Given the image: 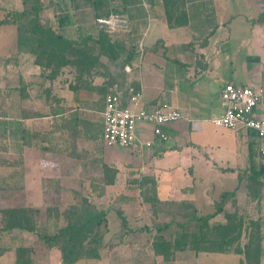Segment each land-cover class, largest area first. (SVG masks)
I'll list each match as a JSON object with an SVG mask.
<instances>
[{
    "label": "crops",
    "instance_id": "0c3cea01",
    "mask_svg": "<svg viewBox=\"0 0 264 264\" xmlns=\"http://www.w3.org/2000/svg\"><path fill=\"white\" fill-rule=\"evenodd\" d=\"M163 2L110 0L108 7L126 20L127 27L107 34L109 42L117 47L114 57L99 55L89 74L83 76H77L76 68L69 64L58 68L52 76L50 71L54 68L45 66V59L37 62L35 54L19 47L18 34H0V193L3 198L25 200L20 207H44L46 214H57L58 203L35 206L27 200L46 197L51 188H44V184L61 178L54 156L60 153L67 159V130L71 135L76 132L74 125L67 126V117L72 116L76 123L84 126H99L102 139L105 95L118 93L126 104L130 89L141 92V104L145 108L167 103L186 116L163 128L166 141L143 129L138 133L137 143L128 149L134 159L137 154L147 155L146 160H150L147 161L152 168L148 184L156 198L162 193L171 196L172 187L178 189L186 183L194 185L191 194L198 195L196 198H201L202 192L209 197L212 181L220 194L231 193L236 197L237 192L245 190L246 160L253 171L264 164L254 168V157L260 154L252 156L250 153L254 133L244 130L243 172L231 165L232 159L242 157L241 148L231 143H213L209 136H199L203 132V112L212 111L211 118L221 111V103L220 111L214 112L206 96L205 78L221 66L219 44L231 34L234 20L228 13L231 0H179V13L185 14L179 23L167 20ZM92 3L93 0H47L46 6L52 8L51 12L62 11L58 28L67 26V34L58 35L89 47L95 43L98 28ZM47 15L51 17L50 13ZM246 30L254 33L256 43L247 45L250 48L245 56V70L253 80L242 86L261 93L256 113L264 118V17L253 28L248 25ZM187 85L192 87L188 94ZM93 102L100 103L94 112L95 120L87 111ZM72 105L82 108L75 113ZM77 133H74L77 139L89 140L86 128ZM187 138L188 142L184 143ZM144 142H150V146ZM221 144L234 150L218 149ZM205 156L209 164L203 161ZM11 158L18 163L10 165L8 159ZM191 194L188 197H192ZM3 201L10 203L9 199ZM0 264L13 263L12 259L1 255Z\"/></svg>",
    "mask_w": 264,
    "mask_h": 264
},
{
    "label": "rangeland",
    "instance_id": "374dc122",
    "mask_svg": "<svg viewBox=\"0 0 264 264\" xmlns=\"http://www.w3.org/2000/svg\"><path fill=\"white\" fill-rule=\"evenodd\" d=\"M23 1L27 2L29 8L35 0H0V20L14 19V12H20L25 8ZM36 4L40 6L38 20L42 25L50 26L58 34H67V26L64 27L66 24L62 26L63 28H58L61 10L51 12L52 8L46 6L47 0H36ZM261 12H264V0H231L228 13L230 19L234 20L231 22V34L219 44L218 62L221 66L218 71H212L209 77L205 78L206 96L209 102L211 101L214 112L220 111L218 91L224 82L249 85L253 80L246 73L245 56L250 48L247 45L255 44L256 39L252 35L254 33L246 28L248 25L253 28L260 21L258 16ZM48 13L51 17L47 15ZM0 34H29V31L22 25L11 23L1 25ZM185 90L188 94L192 87L187 85ZM98 105L99 102H93L87 109L93 120L96 118L94 112ZM72 106L73 111L76 108L75 113L78 108H82L80 105ZM211 113L209 110L203 112V132H200L199 136H209L213 143H231L241 148L242 157L232 159L231 165L243 172V151L246 152L244 129L234 131L216 127L209 120ZM72 125L75 126L76 132L71 135L67 130L65 154L67 159L60 153L54 156L56 164L59 165L61 178L52 183H43L44 188H51L46 192V197L27 200L35 206L58 203L60 207L57 214H46L44 207H38L39 209L20 207L25 204V200L3 198V193H0V229L5 225V218L1 212L6 209H26L35 227L33 232L16 229L0 232L2 255L12 259L13 264H16V257L19 254L24 264H63L59 249L49 247L43 237L51 236L59 228L64 227L70 221L69 213L79 208H81L79 211L87 210L92 213L101 210L105 216L101 226L96 229L100 238L99 243L86 246L87 250L95 248L98 257L92 258L86 251L74 264H264V178L260 176V179H256L260 185L254 182L248 160L244 171L248 176L245 190L237 192L236 197L230 193L221 206L222 212L207 221L209 229L228 223L225 215L233 217L227 225H236L240 222V226L227 235L231 244L225 252L201 249L198 251L193 247H214L208 243V240L215 238L214 231L207 236L206 244L198 242L201 233L197 234L199 222L194 218L212 214L219 207L221 192L215 190V183L212 181L209 197L203 196V192L201 198H196L198 195L194 194L192 196L194 185L186 183L181 184L178 189L172 187L170 193L173 196L162 193L156 198L150 189L151 185L148 184V175L152 168L147 165V161H150L146 160L147 155L140 157L136 154L134 159L132 151L128 149L107 147L99 136V126H84L76 123L72 116H68L67 126ZM84 128L87 130L89 140L77 139L74 133L78 134L77 131L81 130L84 132ZM189 138L183 142L187 143ZM64 141L66 142V139ZM252 142L254 146L250 153L254 156L258 154L257 152L260 153L259 147L264 145V141L254 135ZM218 149L234 150L233 147L225 148L222 144ZM203 159L209 164L208 157L205 156ZM254 160V168L258 169L264 162V155L260 153ZM8 161L10 165L18 163L12 158ZM228 164L230 165V162ZM188 194L192 197H188ZM3 199H9L10 203H5ZM182 232L197 234V243H193L191 238L186 241L179 238ZM174 241H177V249L173 245ZM248 246L250 247L247 251ZM158 248L169 253L167 259L157 252ZM235 249L242 252L236 253Z\"/></svg>",
    "mask_w": 264,
    "mask_h": 264
},
{
    "label": "trees",
    "instance_id": "16d2710c",
    "mask_svg": "<svg viewBox=\"0 0 264 264\" xmlns=\"http://www.w3.org/2000/svg\"><path fill=\"white\" fill-rule=\"evenodd\" d=\"M109 1L110 0H93L92 6L96 18L107 16L110 13H115L108 7ZM163 1L165 6V15L169 22L179 23L182 19L184 20L185 14L183 12L179 13L180 9L177 6L179 0ZM22 4L23 6L25 5V8L20 12H14V19L0 20V26L12 23L19 26L22 25L23 28L27 29L29 34H18L17 40L19 47L22 46L25 51L35 54L37 62H40L39 59H45V66L54 68L51 70L52 76L55 75L58 68L67 64L76 68L75 72L77 76L88 75L90 68L94 65V62L97 60L99 55L112 59L115 53H117V47L108 40V32L98 30V39L95 43L90 45V47L86 46L87 44L67 41L59 36L58 33H56L50 26L42 25L39 22L38 12L40 11V6L36 4V0L33 1V5L29 8H27V2L23 1ZM262 17H264V12L259 14L258 19L260 20ZM92 51H95V53L93 54ZM70 58L72 59L70 60ZM251 172L254 182L260 185L256 179L260 176H264V164L257 171H253V169H251ZM228 196V193L221 194L219 207L212 214L194 218L195 221L199 222V230L197 234L201 233V238L198 242L206 244L207 236L209 233H213L214 231L215 238L208 240L210 246L214 247L198 248L194 246L193 249L198 251L200 249L204 251L216 250L218 252H225L228 249V246L231 244V240L227 238V235L229 232L238 228L240 226V222L236 225H227L230 221H232L233 217L232 215H225L227 220L226 222L228 223L212 227L211 229L207 227V221L222 212L221 206ZM79 209H74L71 213H69L70 221L64 227L59 228L56 233L51 236L43 237L44 242L49 247H57L59 249L63 264H74L86 253V251H88V256H92V258L98 257L95 248L87 250L86 246L89 244L99 243L98 241L100 238H98L99 234L96 229L101 226L105 213L101 210L99 212L92 213L87 210L79 211ZM1 215L5 218V225L3 229H0V232L4 230L10 231L13 229L33 232L35 229L31 216L26 209H6L1 212ZM197 234L182 232V234H179V238L184 241L191 238L193 243H197ZM176 242L177 241H174L173 244L175 245V249H177ZM167 244L168 246L170 245L171 248L170 242ZM249 247L250 246L246 247L247 251ZM158 249L157 252L161 253L164 258L167 259V255L169 253L160 248ZM235 252L240 253L242 251L240 249H235ZM2 253L3 248L0 246V256ZM16 264H24V262H21L20 254L16 257Z\"/></svg>",
    "mask_w": 264,
    "mask_h": 264
},
{
    "label": "built area",
    "instance_id": "2783aa9c",
    "mask_svg": "<svg viewBox=\"0 0 264 264\" xmlns=\"http://www.w3.org/2000/svg\"><path fill=\"white\" fill-rule=\"evenodd\" d=\"M98 30L113 32L127 27L126 20L118 14L97 17L94 21ZM142 94L130 89L126 104L122 103L118 93H109L104 97L101 113L102 141L107 147L129 149L137 143L138 133L143 129L161 141L167 136L163 127L185 119V113L167 103L156 104L151 108L141 105ZM261 102V93L251 87L223 84L220 90L221 111L212 115L210 122L220 128L237 131L243 128L254 133L264 141V118L256 111ZM150 146V142H144ZM264 154L263 145L259 147Z\"/></svg>",
    "mask_w": 264,
    "mask_h": 264
}]
</instances>
